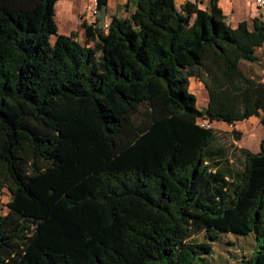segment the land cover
<instances>
[{"label": "trees", "instance_id": "obj_1", "mask_svg": "<svg viewBox=\"0 0 264 264\" xmlns=\"http://www.w3.org/2000/svg\"><path fill=\"white\" fill-rule=\"evenodd\" d=\"M58 1L0 0V264H212L220 233L256 243L218 264H264V138L254 152L212 126L264 127V81L242 68L264 18L128 0L106 19L98 0L82 43Z\"/></svg>", "mask_w": 264, "mask_h": 264}, {"label": "rangeland", "instance_id": "obj_2", "mask_svg": "<svg viewBox=\"0 0 264 264\" xmlns=\"http://www.w3.org/2000/svg\"><path fill=\"white\" fill-rule=\"evenodd\" d=\"M86 0H59L56 3V22L59 27V33L70 35L72 32L77 31L78 39L84 43V29L82 23L84 20L85 3ZM112 11L119 16H127L129 5L125 3V0H110ZM84 6V7H83ZM83 7V8H82ZM82 8V9H81ZM56 36H51V41H55ZM258 55L261 57L259 63H256L254 67H249L245 62L242 63L244 71L254 72V77L258 79L264 78V48L258 49ZM191 90L197 96V103L200 108H205L208 102V96L204 85L197 79L191 80ZM259 120L254 117L238 122L235 126L224 124L223 129H219L218 132L219 142H223L226 145H233L237 141L238 144L244 143L251 147V149L260 148L262 139L264 138V127L259 124ZM219 125V124H214ZM212 124V126H214ZM261 125V126H260ZM222 126V125H221ZM240 131L242 134L241 140H235L233 130ZM234 158V157H233ZM10 199V192L4 189L0 194V213L5 214L8 211V202ZM256 240L252 234L241 235L234 233H220L218 242L215 244L214 252L210 259L212 264H218L223 261L229 260L237 262L243 254L249 255L254 246Z\"/></svg>", "mask_w": 264, "mask_h": 264}, {"label": "crops", "instance_id": "obj_3", "mask_svg": "<svg viewBox=\"0 0 264 264\" xmlns=\"http://www.w3.org/2000/svg\"><path fill=\"white\" fill-rule=\"evenodd\" d=\"M177 5L180 6L183 4L186 0H175ZM194 1V0H193ZM211 0H199V5L207 8L210 5ZM89 2V0H86L84 5L86 9V5ZM125 3H128V0H125ZM218 3V8L222 13V18L225 22L231 24V25H237L240 21L247 20L250 24H252L253 19L255 17H261L264 18V9H261L260 7L257 6V4L253 0H217ZM82 7V8H83ZM81 8V9H82ZM117 15L114 11H112V6H111V1L108 0V6H107V16L106 19H109L111 16ZM119 16V15H117ZM119 17H126V16H119ZM264 48V45L259 47L258 49ZM258 51V50H257ZM261 60V57L259 61L257 62H245L249 67H254L256 63H259ZM246 72V71H245ZM247 74L251 75L254 77V72L250 70L249 72H246ZM264 81V78L261 79ZM256 120V117H254ZM258 119V118H257ZM219 124V125H214V124ZM238 123V122H237ZM236 123V124H237ZM224 124L222 122H214L213 125L217 129H223ZM235 124V125H236ZM260 124V123H259ZM222 125V126H221ZM235 125H230V126H235ZM262 125V124H261ZM260 125V126H261ZM239 147H246L254 152H258L260 148L256 149H251L248 145L244 143L238 144L235 142Z\"/></svg>", "mask_w": 264, "mask_h": 264}, {"label": "built area", "instance_id": "obj_4", "mask_svg": "<svg viewBox=\"0 0 264 264\" xmlns=\"http://www.w3.org/2000/svg\"><path fill=\"white\" fill-rule=\"evenodd\" d=\"M258 7L264 9V0H253ZM98 15V0H89L84 12V20L86 22H92ZM109 22L105 21L104 27H108ZM200 124L204 127H210L211 123L207 119H201Z\"/></svg>", "mask_w": 264, "mask_h": 264}]
</instances>
